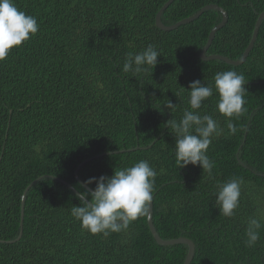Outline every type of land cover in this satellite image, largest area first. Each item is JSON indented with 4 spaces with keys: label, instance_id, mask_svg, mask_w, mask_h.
Here are the masks:
<instances>
[{
    "label": "trees",
    "instance_id": "16d2710c",
    "mask_svg": "<svg viewBox=\"0 0 264 264\" xmlns=\"http://www.w3.org/2000/svg\"><path fill=\"white\" fill-rule=\"evenodd\" d=\"M167 1L13 0L39 31L0 62V264H183L187 246L157 245L146 216L107 237L81 228L71 215L80 202L61 181L76 191L75 169L87 159L77 173L83 184L141 160L155 169L153 227L162 240H190V264H264V226L254 247L245 243L248 219L264 224V20L241 65L205 62L199 55L220 13L205 11L165 32L155 16ZM210 4L223 8L227 22L206 55L238 60L264 0H174L161 21L173 25ZM149 45L160 54L155 69L125 73L128 54ZM222 71L245 77L247 111L232 120L239 130L229 134L214 92L199 110L224 129L207 152L212 172L179 169L167 122L190 108L180 87L214 85ZM168 100L175 111L165 107ZM39 177L26 193L16 241L21 196ZM232 177L245 183L239 208L226 218L214 192Z\"/></svg>",
    "mask_w": 264,
    "mask_h": 264
},
{
    "label": "clouds",
    "instance_id": "9594fccd",
    "mask_svg": "<svg viewBox=\"0 0 264 264\" xmlns=\"http://www.w3.org/2000/svg\"><path fill=\"white\" fill-rule=\"evenodd\" d=\"M38 31L39 24L35 17L19 10L13 0H0V62L5 61L13 49L21 47ZM158 57L159 52L149 45L135 55L129 53L123 71L134 75L147 74L155 69ZM245 86L243 74L222 71L215 74L214 85L196 80L188 85L190 90L180 87L182 91L189 92L190 108L183 112L179 122L172 119L167 122L176 138L174 156L179 169L192 165L212 172L214 164L207 152L213 139L219 138L224 129L213 116L202 115L199 110L215 92L218 97L217 111L225 117L229 134H235L239 129L232 120L239 119L247 111ZM165 107L175 111L176 105L168 100ZM156 175L155 169L147 161L141 160L130 167L114 170L111 177H91L83 185L76 186L75 198L80 203L79 206H72L71 215L91 235L107 237L111 233L121 232L149 212ZM244 183L243 178L232 177L217 185L215 207L220 215L226 218L235 215ZM93 184L95 188L91 189ZM262 226L264 224L259 216L248 219L245 240L248 247H254L260 239Z\"/></svg>",
    "mask_w": 264,
    "mask_h": 264
},
{
    "label": "water",
    "instance_id": "95a60500",
    "mask_svg": "<svg viewBox=\"0 0 264 264\" xmlns=\"http://www.w3.org/2000/svg\"><path fill=\"white\" fill-rule=\"evenodd\" d=\"M174 0H169L167 1L163 6L162 8L158 11V13L156 14L155 16V25L158 29H160L161 31H165V32H170L172 30H175L176 28H178L179 26L181 25H184V24H187V23H190L194 20H196L200 15H202L205 11H208V10H213V11H216L218 13H220L221 15V21L216 25L214 26L211 31L209 32V35H208V38H207V41H206V44L205 46L203 47L199 57L202 61H221V62H224L226 64H229V65H233V66H239L241 65L247 58V56L249 55V52L251 51L255 41H256V38H257V35H258V31H259V28H260V24L261 22L264 20V11L262 13H260L256 19V22H255V26H254V30H253V34H252V37L247 45V47L245 48L242 56L238 59V60H231L225 56H221V55H209L207 56L206 53H207V50L209 49L213 39H214V36H215V33L220 30L222 27H224V25L226 24L227 22V14L226 12L223 10V8L219 7L218 5H215V4H210V5H207V6H204L203 8H201L200 10H198L195 14H193L191 17H188V18H185L171 26H166L164 25L162 22H161V15L162 13L167 9V7L173 2ZM104 154H102L101 156H103ZM97 158V157H95ZM92 159H87L81 163H79V165L76 167L75 169V173H74V176H75V179L76 181L80 184V185H83V183L81 182V180H79L78 176H77V173L79 171V169L86 163H88L89 161H91ZM45 177H48V176H45ZM45 177H39L37 178L36 180H34L33 182H31L26 188L25 190L23 191V194L21 196V213H20V223H19V235L16 239V241H18V239L22 236V221H23V209H24V201H25V196H26V193L27 191L40 179H43ZM61 183H63L65 186H67L72 192H74L76 194V191L67 183H65L64 181H61ZM146 222H147V226H148V229L152 235V238L154 239V241L156 242L157 245L159 246H174V245H185L187 246L188 248V252H187V255L185 257V260L183 262V264H190L192 259H193V255H194V245L193 243L188 240V239H185V238H177V239H172V240H162L156 233L154 227H153V222H152V202H151V205H150V209H149V212L147 213L146 215ZM12 241H9L7 243H11Z\"/></svg>",
    "mask_w": 264,
    "mask_h": 264
}]
</instances>
